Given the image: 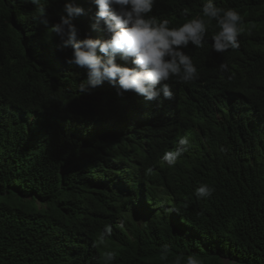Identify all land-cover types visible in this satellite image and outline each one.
I'll use <instances>...</instances> for the list:
<instances>
[{"label":"trees","instance_id":"16d2710c","mask_svg":"<svg viewBox=\"0 0 264 264\" xmlns=\"http://www.w3.org/2000/svg\"><path fill=\"white\" fill-rule=\"evenodd\" d=\"M65 1L41 0L47 12L35 20L38 8L30 0H0V264H103L106 251L116 254L112 264H174L177 256L186 264L190 254L202 264H264L262 136L229 129L207 140L209 147L231 148L225 165L212 163L217 151L200 160L189 151L170 168L161 156L167 144L157 146L151 133L162 131L167 148L179 133L192 134L195 145L235 121L225 110L233 94L257 96L264 106V56L238 64L229 53V70L221 71L208 45L193 49L197 70H208L205 83L189 84L196 96L191 112L184 101L172 102L169 123L156 103L145 114L133 103L120 109L108 82L91 93L79 91L86 72L65 62L72 48L51 32ZM179 3L188 11L197 7ZM215 3L240 11L253 35L246 45L263 51L264 0ZM74 19L78 39L94 37L89 19L83 27L80 15ZM198 98L210 109L197 114ZM111 159L123 175V191L114 179L106 181L103 167ZM201 183L214 187L210 198H196ZM131 206L143 208L139 222L127 215ZM105 225L111 235L94 246Z\"/></svg>","mask_w":264,"mask_h":264},{"label":"clouds","instance_id":"9594fccd","mask_svg":"<svg viewBox=\"0 0 264 264\" xmlns=\"http://www.w3.org/2000/svg\"><path fill=\"white\" fill-rule=\"evenodd\" d=\"M179 1L66 0L64 15H60L59 22L52 26L51 32L60 38L63 47L72 48V54L65 62L86 72V79L78 86L79 91L91 93L104 82H108L119 94L117 99L120 109L125 108V103H133L136 111L145 114L153 109L156 103V109L161 110L160 116L171 123L175 118L176 106L172 102L184 101L182 107L191 112L196 96L188 89L189 84L199 83L202 86L205 83L203 77L208 70H197L191 57L193 49L208 45L209 52L221 60L218 63L221 71L229 70L224 62L229 53L238 64L246 63L250 59L257 62L261 60L259 57L264 56V49L261 51L258 46L246 45L253 35L237 9L218 7L215 0H189L197 3V7L188 11ZM30 2L38 8V15L33 19L46 15L47 6L42 4L41 0ZM191 13L193 15L189 16ZM79 15L80 27L85 25L87 19L90 20L93 38L87 36L78 39V29L75 27L77 20L74 17ZM252 75H257L255 67ZM206 98H198V105L195 107L197 114L210 109V103ZM258 100L257 96L245 94H233L228 97L225 110L235 121L221 126L195 145L189 140L192 134L179 133L177 139L167 148L169 144L165 134L162 131H153L155 128L152 129L154 143L157 146L167 144L161 153L162 161L171 168L176 165L182 154H189L191 151L190 158L197 156V160H200L207 158L212 150L218 152L212 163L225 165L231 160V148L224 151L223 146L209 147L207 140L214 135L222 137L229 129L236 132L237 136L249 133L253 138L262 136L264 139V106L260 105ZM152 126L155 127L156 122ZM96 127V124L93 125L92 130L97 129ZM193 131L195 132V129ZM237 136H231L232 144ZM136 137H141V134H137ZM238 139L239 143L243 138ZM154 143H151L152 148ZM261 147L264 150V145ZM109 149L113 150L112 147L107 150ZM109 161L110 163L103 167L106 168L104 171L108 177L106 181L114 179L113 185L119 191H123V175L114 169L116 166L113 165V159ZM148 172H151V169H148ZM199 179L209 182L206 178ZM216 182L221 181L218 179ZM214 191L213 186L201 183L195 188V196L197 199H207ZM136 214L144 215L141 206L129 208L128 216ZM137 215L138 222L144 218ZM123 221L124 219L120 218L118 223L123 226ZM111 232V226L105 225L104 230L94 241V246L103 245L106 236H110ZM168 251L169 246L164 245L162 256L166 258ZM115 256L114 252L106 251L102 257L103 264H112ZM182 259L183 257L177 256L174 264H181ZM186 264H202V260L197 255L190 254L187 256Z\"/></svg>","mask_w":264,"mask_h":264}]
</instances>
